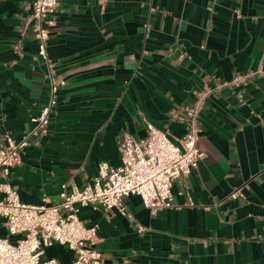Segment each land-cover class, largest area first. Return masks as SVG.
Here are the masks:
<instances>
[{
  "label": "crops",
  "instance_id": "crops-1",
  "mask_svg": "<svg viewBox=\"0 0 264 264\" xmlns=\"http://www.w3.org/2000/svg\"><path fill=\"white\" fill-rule=\"evenodd\" d=\"M50 18L46 53L64 83L47 132L8 174L19 198L58 202L62 183L118 165L120 139L144 138L145 120L178 139L207 86L204 155L172 180L174 205L151 212L131 194V217L100 205L78 215L97 224L102 264H264V0H57ZM34 22L30 0H0V142L31 130L49 95ZM43 257L73 264L74 252L55 242Z\"/></svg>",
  "mask_w": 264,
  "mask_h": 264
},
{
  "label": "built area",
  "instance_id": "built-area-1",
  "mask_svg": "<svg viewBox=\"0 0 264 264\" xmlns=\"http://www.w3.org/2000/svg\"><path fill=\"white\" fill-rule=\"evenodd\" d=\"M57 0H30L34 31L38 40V54L47 63L46 76L49 95L39 112L31 116L34 126L19 139L8 134L0 142V216L4 219L7 233L0 236V264H57L54 257H43L45 247L58 242L74 252L73 264H102L101 251L96 247L97 224H85L78 215L79 206L97 205L104 209L116 208L121 214L132 216L123 198L135 194L151 212L174 205L171 191L172 180L186 175L197 166L204 152L197 145V113L207 86L199 93L196 104L188 108L189 130L173 139L165 130L145 120L146 136L134 138L126 133L119 141L120 163L109 165L102 161L98 172L81 187L61 184L59 201L50 202L43 197L41 203L21 200L7 177L11 168L20 163L21 151L29 143L32 133L41 136L47 132L50 112L57 101V90L63 79L53 73L47 57L50 14ZM245 75L232 78L238 83ZM241 97V94L238 93ZM239 188L229 194L236 196ZM189 204H193L189 198ZM139 231L142 227L138 228ZM14 235V238H10Z\"/></svg>",
  "mask_w": 264,
  "mask_h": 264
},
{
  "label": "rangeland",
  "instance_id": "rangeland-1",
  "mask_svg": "<svg viewBox=\"0 0 264 264\" xmlns=\"http://www.w3.org/2000/svg\"><path fill=\"white\" fill-rule=\"evenodd\" d=\"M10 238H11V239L14 238V235H11Z\"/></svg>",
  "mask_w": 264,
  "mask_h": 264
}]
</instances>
